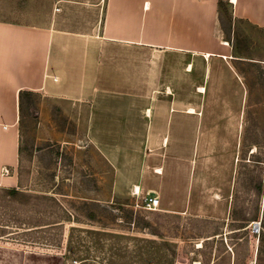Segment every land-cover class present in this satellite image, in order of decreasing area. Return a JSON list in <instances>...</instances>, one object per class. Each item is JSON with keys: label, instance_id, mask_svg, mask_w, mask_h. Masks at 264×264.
I'll list each match as a JSON object with an SVG mask.
<instances>
[{"label": "crops", "instance_id": "0c3cea01", "mask_svg": "<svg viewBox=\"0 0 264 264\" xmlns=\"http://www.w3.org/2000/svg\"><path fill=\"white\" fill-rule=\"evenodd\" d=\"M222 1L264 30V0ZM70 4L40 24L0 17V173L12 170L4 179L20 184L19 93L30 92L35 135L90 164L98 200L134 188L166 212L224 211L216 190L238 147L245 91L216 35L218 0H91L78 27L66 23Z\"/></svg>", "mask_w": 264, "mask_h": 264}, {"label": "rangeland", "instance_id": "374dc122", "mask_svg": "<svg viewBox=\"0 0 264 264\" xmlns=\"http://www.w3.org/2000/svg\"><path fill=\"white\" fill-rule=\"evenodd\" d=\"M67 1L66 23L78 27L88 19L91 0H0V17L40 24ZM216 35L228 41L245 91L238 147L223 175L224 190H216L224 194L226 209L144 210L136 204L146 190L136 195L134 188L132 195L98 200L89 191L96 182L90 164L75 163L70 149L35 135L38 98L23 95L18 189L30 200L14 204V233L0 237V264H264V30L234 19L223 6ZM11 173L1 171L0 187H12L4 179ZM255 210L257 219L245 222ZM56 220L62 225L20 233ZM253 221L261 223L258 235L250 230Z\"/></svg>", "mask_w": 264, "mask_h": 264}, {"label": "trees", "instance_id": "16d2710c", "mask_svg": "<svg viewBox=\"0 0 264 264\" xmlns=\"http://www.w3.org/2000/svg\"><path fill=\"white\" fill-rule=\"evenodd\" d=\"M219 8L225 6V3L222 0H218ZM25 95L27 97L32 96L30 92H20L19 93V101L21 102L22 96ZM20 149V148H19ZM19 169V166H18ZM19 184L17 187H0V237L8 235L9 233H14L11 230L14 226H12V222L15 220V213L13 210L14 204L19 202L22 205H25L30 200V195L24 191L18 189ZM257 193H262V186L260 185L257 188ZM258 211L255 210L253 214L250 216L245 217L243 220L245 222H250L252 220L257 219ZM69 220V219H67ZM60 220H56L53 222L47 223H38L31 225V229L22 230L21 234H30V233H37V232H45L49 227H56ZM14 223V222H13ZM244 226V225H243ZM35 228V229H32ZM16 231V230H14ZM17 246H22V244H17Z\"/></svg>", "mask_w": 264, "mask_h": 264}, {"label": "built area", "instance_id": "2783aa9c", "mask_svg": "<svg viewBox=\"0 0 264 264\" xmlns=\"http://www.w3.org/2000/svg\"><path fill=\"white\" fill-rule=\"evenodd\" d=\"M136 193H138V192H135V194ZM158 204H159L158 197L151 192H146L143 196H141L140 204H136V206H138L144 210H154L155 208L158 207ZM250 230H251L252 234L258 235L260 233V230H261L260 221L251 222Z\"/></svg>", "mask_w": 264, "mask_h": 264}, {"label": "bare ground", "instance_id": "6f19581e", "mask_svg": "<svg viewBox=\"0 0 264 264\" xmlns=\"http://www.w3.org/2000/svg\"><path fill=\"white\" fill-rule=\"evenodd\" d=\"M0 254H1V252H0ZM26 259V258H25ZM30 259V258H29ZM9 260V259H8ZM24 261H26V260H24ZM28 263L30 262V261H27ZM32 263H33V261H32ZM7 264V263H6ZM30 264V263H29Z\"/></svg>", "mask_w": 264, "mask_h": 264}]
</instances>
